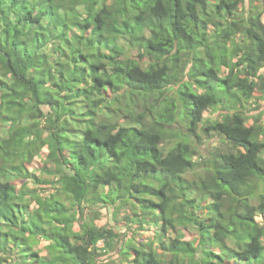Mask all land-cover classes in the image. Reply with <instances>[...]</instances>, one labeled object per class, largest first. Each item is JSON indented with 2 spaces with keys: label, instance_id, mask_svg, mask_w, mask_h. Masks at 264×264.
Instances as JSON below:
<instances>
[{
  "label": "trees",
  "instance_id": "trees-1",
  "mask_svg": "<svg viewBox=\"0 0 264 264\" xmlns=\"http://www.w3.org/2000/svg\"><path fill=\"white\" fill-rule=\"evenodd\" d=\"M252 2L264 7V0ZM235 8L229 0H0V264H264V219L256 218L264 215V167L259 164L264 159V118L248 108L264 98V77L257 76L264 72V24L259 16L249 18L243 36L249 43L241 48ZM193 50L203 53L193 57L194 66L206 60L209 73L232 89L243 109L231 118L240 135L214 151V171L204 175L191 166L188 145L177 143L169 155L185 153L187 163L181 166L191 179L174 171L178 161L157 163L160 149L155 144L127 146L132 153L127 171L116 167L125 146H110L89 126L96 127L97 107L112 116L119 101L87 103L93 92L101 97L118 93L129 78L119 66L108 71L114 55L139 60L145 54L171 55L181 63L183 53ZM254 77L259 82L249 83ZM206 79L201 72L184 85L176 119L205 120L203 132L210 134L230 125L226 93L211 105L203 102L207 97L200 92L210 90ZM197 101L200 111L186 109ZM73 104L80 111L75 119ZM65 105L66 123L73 125L65 139L80 133L91 141L79 154L70 150L76 167L85 170L83 177L71 163L65 165L67 153L59 140L37 123L49 109ZM213 106L224 114L221 118L204 116V109ZM172 132L171 125L162 129ZM98 151L101 164L112 165L107 178L100 176V165L88 173L89 158L96 161ZM37 156L42 157L43 174L28 167ZM108 207L113 215L128 207L127 222L97 224L95 215ZM144 225L152 233L137 240L135 228ZM122 226L127 231L121 233ZM181 229L195 235L184 238ZM41 240L47 242L45 253L38 246Z\"/></svg>",
  "mask_w": 264,
  "mask_h": 264
},
{
  "label": "clouds",
  "instance_id": "clouds-1",
  "mask_svg": "<svg viewBox=\"0 0 264 264\" xmlns=\"http://www.w3.org/2000/svg\"><path fill=\"white\" fill-rule=\"evenodd\" d=\"M219 2V0H214ZM230 3H236V8L233 10L235 13L234 20L238 25L240 32L236 39V43L244 48L248 45V40L243 38L244 32L250 28L249 18L259 16L260 22L264 24V7H257L252 0H229ZM99 7V5H97ZM256 31V29H252ZM91 31V30H90ZM264 35V34H262ZM71 38V37H70ZM241 39L243 43L241 44ZM73 46H76V41L73 40ZM175 47H179L176 44ZM94 52L95 49H87ZM124 51L127 50V45H124ZM69 54L71 50L69 49ZM197 54L203 56L199 50H193L192 52L183 53V60L181 63H174L171 55L157 56L153 55L151 58L145 54L142 60L134 59L128 55H114L113 65L109 66L108 71L111 72L113 66H119L124 69L129 78L122 81V87L118 93H110L108 97H101L99 93H91L90 98H87L88 104L96 105H108L111 100H118L119 103L115 105L118 109L114 115L108 116L102 107H97V115L93 117L96 121V127H90V130L95 133L101 140L109 141L111 146L114 143L124 145L125 148L121 149L120 155L123 157L121 163L116 167L127 171L126 165L132 159V153L126 151L127 146L135 143L155 144L160 149V155L157 163L165 162L172 164L174 161L179 163L174 168L180 175L188 176L190 173L186 168L182 167L187 163L184 159L185 153H173L172 156L169 153L176 147L177 143L188 145L189 152L187 154L188 160H191V166L204 175L205 173H212L213 169V153L217 150H223L224 145L229 142L233 137L239 136V127L231 126L233 124L232 117L234 114L242 113L243 109L240 108L237 100L232 98V89L227 88L219 80H216L208 69L210 65L206 60L199 63H195L193 57ZM97 62V61H94ZM87 67V65H85ZM203 72L207 77L206 83L210 90L205 89L200 92L202 97H207V100L203 101L211 105L212 100H216L224 95V112L228 118L229 127L216 128L210 134H205L203 129L205 127V120H197L195 117L188 120H177L176 112L179 111V95L181 90L184 89L189 80L197 79L199 73ZM92 75V74H89ZM168 78L169 82H165L162 78ZM257 76L264 77V72L257 73ZM249 83H258L255 77L248 81ZM44 87H48L45 85ZM87 87L91 88V84ZM154 87H159V91H149ZM238 88V86H236ZM143 88L144 92H136L134 89ZM57 97L62 93H56ZM236 96L241 101L244 97L241 96L240 91H236ZM131 97V99H129ZM138 97L142 99H137ZM80 100H85V97H80ZM153 103L149 104L148 102ZM201 101L196 102V106L185 105L186 109L192 113L200 111ZM77 109L75 119L80 115L79 105L73 104ZM247 106V105H245ZM205 111H217L213 107L204 109ZM32 111H36L35 108ZM149 113H151L149 115ZM143 114V115H142ZM167 121L165 124L164 121ZM69 115L67 112V106L62 109H49L45 112L44 116L38 120L40 127H47L49 135L55 136L61 145L62 150L67 153V159L65 165L71 163L73 169L83 177L85 176V170L83 168L76 167V161L71 158V151L75 149L77 153L84 151L85 144H90L91 141H86L80 133H76L74 136L65 139L68 136V129L73 125L69 122ZM264 124V121L261 122ZM104 125L106 127H101ZM171 125L173 132L169 134L162 133V129ZM99 129V131H97ZM187 137V139L185 138ZM100 151H103L101 149ZM195 153L192 155L191 153ZM96 155V161H91L87 166L88 173H94L97 171V166L100 165V176L107 178L112 175L111 167H107L101 164V157L99 151L94 153ZM107 151H104V156L107 157ZM83 164V161H80ZM261 167H264V159L259 161ZM67 171V168H65ZM71 175V173H69ZM127 193L125 194V197Z\"/></svg>",
  "mask_w": 264,
  "mask_h": 264
},
{
  "label": "rangeland",
  "instance_id": "rangeland-1",
  "mask_svg": "<svg viewBox=\"0 0 264 264\" xmlns=\"http://www.w3.org/2000/svg\"><path fill=\"white\" fill-rule=\"evenodd\" d=\"M264 71V69H263ZM257 103L254 105H249L248 108L250 109V112L255 114V113H262L263 115V118H264V98H259L257 101ZM44 110H46V107H44ZM224 115V114H223ZM222 113H221V110H218L215 111H205L204 113V116L205 117H211V118H221L222 116ZM252 121L249 119L248 120V123H251ZM224 146H227V145H224ZM42 152H44L46 154V149L43 148L41 150ZM41 158L40 156H37V157H34V159H32L30 162H28V167L30 168L31 171L35 172L36 174H43V161H41ZM50 169V167H49ZM193 176L188 175L187 178H192ZM195 179V178H193ZM16 184L20 185L21 184V181H16ZM26 186L28 187H33V184L32 183H28V182H25ZM42 188L39 187V190H41ZM37 203V206L40 204L38 202ZM252 203L256 204L257 201L255 199L252 200ZM40 206V205H39ZM107 210V212L105 211ZM103 210L102 209V215L101 214H98V215H95L96 217L94 218V221H96L97 224H104L106 222V220H108L109 224H115L116 222H118L119 224H125L127 222V216L130 215V210L128 207H124V208H120L118 210V213L117 215H113V207H108V209H105ZM256 218L258 221H261L264 219V215H260V214H257L256 215ZM75 227H77L75 225ZM134 227V226H133ZM135 228V227H134ZM121 230V233L123 231H125V227L122 226V228L120 229ZM182 230V236L185 238V237H192L193 235H195V233L192 231L191 234L185 232L186 229H181ZM127 231V230H126ZM135 236L137 238V240H142V239H145V238H148L147 236L151 235L152 233V230H151V227H149V225H144L143 226V229L142 227L140 226H136L135 228ZM47 242L44 241V240H41V242L38 244V246L40 248H42V253H45L46 250L43 248L44 245L46 244ZM99 246H101V242L98 243Z\"/></svg>",
  "mask_w": 264,
  "mask_h": 264
}]
</instances>
